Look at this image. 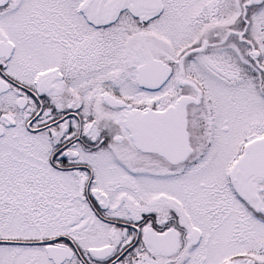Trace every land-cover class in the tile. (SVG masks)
Returning a JSON list of instances; mask_svg holds the SVG:
<instances>
[{
	"label": "snow or ice",
	"instance_id": "1",
	"mask_svg": "<svg viewBox=\"0 0 264 264\" xmlns=\"http://www.w3.org/2000/svg\"><path fill=\"white\" fill-rule=\"evenodd\" d=\"M0 264H264V0H0Z\"/></svg>",
	"mask_w": 264,
	"mask_h": 264
}]
</instances>
